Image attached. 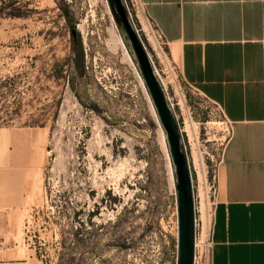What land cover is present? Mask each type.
I'll return each mask as SVG.
<instances>
[{"label": "rangeland", "instance_id": "374dc122", "mask_svg": "<svg viewBox=\"0 0 264 264\" xmlns=\"http://www.w3.org/2000/svg\"><path fill=\"white\" fill-rule=\"evenodd\" d=\"M164 52L155 64L210 222L230 126ZM3 130L33 136L0 148V264H176L165 135L106 0H0Z\"/></svg>", "mask_w": 264, "mask_h": 264}, {"label": "crops", "instance_id": "0c3cea01", "mask_svg": "<svg viewBox=\"0 0 264 264\" xmlns=\"http://www.w3.org/2000/svg\"><path fill=\"white\" fill-rule=\"evenodd\" d=\"M139 1L181 80L230 126L210 264H264V0Z\"/></svg>", "mask_w": 264, "mask_h": 264}, {"label": "water", "instance_id": "95a60500", "mask_svg": "<svg viewBox=\"0 0 264 264\" xmlns=\"http://www.w3.org/2000/svg\"><path fill=\"white\" fill-rule=\"evenodd\" d=\"M112 19L121 33L126 48L131 52L136 69L143 81L153 106L165 142L175 178L177 214L176 264H193L194 257V202L191 172L183 136L174 110L169 105L142 40L136 32L123 0H106Z\"/></svg>", "mask_w": 264, "mask_h": 264}, {"label": "built area", "instance_id": "2783aa9c", "mask_svg": "<svg viewBox=\"0 0 264 264\" xmlns=\"http://www.w3.org/2000/svg\"><path fill=\"white\" fill-rule=\"evenodd\" d=\"M130 19L133 23V26L140 36L142 40V35L145 38V41L147 43V47L144 44V41L142 40V43L147 51L149 60L152 64L153 70L159 79L163 90L165 92L167 101L171 108L174 110V103L172 102L171 98L169 97L168 90L166 84L162 81L161 79V71L160 69L157 68L155 64V60L160 63L162 59L165 60V52H164V42L163 38L160 34L157 33L156 27L152 22H149L147 18L144 17L143 15V10L142 6L139 0H123ZM164 80V79H163ZM231 134V130L229 131L228 138ZM193 202H194V229H195V235H194V257H193V264H210V258H211V253H212V247H213V242H212V226H213V212L214 208L211 210L210 214V222L208 226V230L204 236L199 242V235L196 232V226H197V220H196V212H197V207H196V201L194 197V191H193ZM215 205V204H214ZM213 205V206H214ZM201 233V232H200ZM197 240V242H196ZM197 244V246H196ZM199 247V250H198Z\"/></svg>", "mask_w": 264, "mask_h": 264}, {"label": "bare ground", "instance_id": "6f19581e", "mask_svg": "<svg viewBox=\"0 0 264 264\" xmlns=\"http://www.w3.org/2000/svg\"><path fill=\"white\" fill-rule=\"evenodd\" d=\"M162 81L164 82L163 78L161 77ZM187 129V128H186ZM32 133L29 132H23V133H9L5 130L0 132V148L7 142L11 141L17 143V145L22 146L25 143H28L32 138ZM199 181H201V177L199 175L198 177ZM194 197L198 198L199 200V208H200V215L202 220V236L206 234L208 230V214L207 211L205 212V203H204V197L201 187H198L197 194L194 195ZM196 201V199H195ZM197 242V240H196ZM197 246V244H196Z\"/></svg>", "mask_w": 264, "mask_h": 264}]
</instances>
